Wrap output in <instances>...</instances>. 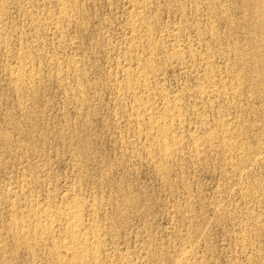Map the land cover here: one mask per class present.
<instances>
[{
  "label": "rangeland",
  "instance_id": "1",
  "mask_svg": "<svg viewBox=\"0 0 264 264\" xmlns=\"http://www.w3.org/2000/svg\"><path fill=\"white\" fill-rule=\"evenodd\" d=\"M73 204L81 264H264V0H0V264Z\"/></svg>",
  "mask_w": 264,
  "mask_h": 264
},
{
  "label": "bare ground",
  "instance_id": "2",
  "mask_svg": "<svg viewBox=\"0 0 264 264\" xmlns=\"http://www.w3.org/2000/svg\"><path fill=\"white\" fill-rule=\"evenodd\" d=\"M76 1V0H75ZM63 10V9H62ZM60 12V11H59ZM64 13V12H63ZM140 19V18H139ZM41 23V22H40ZM138 30V29H137ZM181 55V54H180ZM24 57V56H23ZM181 57V56H180ZM180 57H178V58H180ZM142 66V65H141ZM146 67V66H145ZM141 68V67H140ZM139 68V69H140ZM147 68V67H146ZM142 70V69H141ZM133 72H135V71H133ZM16 74V73H15ZM135 74H136V72H135ZM145 74V73H144ZM133 75V74H132ZM148 75V74H147ZM131 76V75H130ZM142 76V75H141ZM134 77V76H133ZM146 77V76H145ZM139 78V77H138ZM21 80V79H20ZM24 80V79H23ZM145 80V79H144ZM147 80V79H146ZM25 81V80H24ZM138 81V80H137ZM140 81H141V79H140ZM134 82H135V80H134ZM146 82V81H145ZM128 84V83H127ZM130 84V83H129ZM138 84V83H137ZM131 86V85H130ZM129 86V87H130ZM133 86V85H132ZM126 88H127V86H126ZM134 89H135V87H134ZM211 89V88H210ZM235 90V89H234ZM201 91V90H200ZM205 91V90H204ZM206 92V91H205ZM138 105V104H137ZM173 106V105H172ZM174 107V106H173ZM147 108V107H146ZM145 108V109H146ZM171 108V107H170ZM175 108V107H174ZM175 109H177V108H175ZM174 110V109H173ZM149 112V111H148ZM172 112H174V111H172ZM174 113H176V112H174ZM179 114V113H178ZM181 114H183V113H181ZM153 119V118H152ZM155 121L156 122H158L156 119H155ZM154 121V122H155ZM155 122V123H156ZM160 122V121H159ZM162 122V121H161ZM161 122L159 123V124H161ZM151 124H153V121H152V123ZM162 124H163V122H162ZM164 124H167L166 122L164 123ZM157 127H158V123H157V125H156ZM155 126V127H156ZM171 126V125H170ZM163 127V126H162ZM174 127H176V126H174ZM160 128H161V126H160ZM169 128V127H168ZM167 128V129H168ZM164 129V128H163ZM171 129V128H170ZM164 131H165V129H164ZM165 132H167V131H165ZM160 136V135H159ZM162 137V136H161ZM174 138H175V136H174ZM173 139V138H172ZM166 143H164L165 144V147H166V149H168L171 145V143H168V142H171V141H165ZM173 142V141H172ZM176 142V141H175ZM174 142V143H175ZM177 143V142H176ZM175 145V144H174ZM177 145V144H176ZM175 145V146H176ZM163 146V145H162ZM170 149H171V147H170ZM164 151V150H163ZM166 151V150H165ZM168 152V151H167ZM172 152V151H171ZM165 154H166V152H165ZM72 204V203H71ZM77 206L78 205H75L74 206V204H73V206L72 207H70V209H68V211H67V213H66V218H65V222H62V223H65L64 224V226H65V228H66V231H67V235H68V238L66 239V240H68V242H65V245H66V248H68L67 250L68 251H72L73 252V260H72V262H71V264H81V263H83V261H84V259L87 257V256H89V255H91V257H92V259H93V261H94V263H98V252H100L99 251V247H100V244H99V246H98V244H96V243H94V241L92 242L91 241V237H89V235H87L88 233H89V231H88V233L87 234H85V233H83L82 232V230H81V224H82V222H81V219H80V216H79V214L77 213ZM40 207V206H39ZM48 209V208H47ZM44 210V209H43ZM50 210V209H49ZM36 212V211H35ZM63 212V211H62ZM42 213V212H41ZM54 214V213H53ZM43 215V214H42ZM82 217V216H81ZM53 221V220H52ZM50 222V221H49ZM55 222V221H54ZM54 224V223H53ZM48 225H49V223H48ZM52 225V224H51ZM55 225V224H54ZM63 226V225H62ZM63 226V227H64ZM50 227V226H49ZM48 227V229H50ZM47 228V227H46ZM54 228V227H53ZM96 228V227H95ZM45 229V228H44ZM45 232H46V230H44ZM43 231V232H44ZM50 231V230H49ZM44 232V233H45ZM47 232H48V230H47ZM49 233V232H48ZM92 233H94L93 231H92ZM35 234V233H34ZM96 234V233H95ZM92 236V235H91ZM96 236V235H95ZM100 237V236H99ZM91 238V239H90ZM97 238V237H96ZM97 241V240H96ZM101 243V242H100ZM64 245V246H65ZM62 253V252H61ZM60 260V259H59ZM61 261V260H60ZM64 262V261H63Z\"/></svg>",
  "mask_w": 264,
  "mask_h": 264
}]
</instances>
